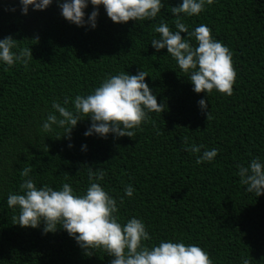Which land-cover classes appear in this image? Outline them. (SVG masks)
<instances>
[{
    "label": "trees",
    "instance_id": "obj_1",
    "mask_svg": "<svg viewBox=\"0 0 264 264\" xmlns=\"http://www.w3.org/2000/svg\"><path fill=\"white\" fill-rule=\"evenodd\" d=\"M180 3L167 0L163 16L154 21L123 24L113 23L100 6L91 29L66 21L56 0L43 11L30 8L27 15L19 0H0V39L12 35L33 56L27 69L0 66V264H110L113 259L102 250L86 255L63 229L45 234L43 224L35 229L15 224L7 197L19 191L25 167H31L38 185L68 182L77 194L89 183V167L103 170L102 185L118 201L124 196L121 217L143 218L156 241L199 244L213 264H241L245 257L250 264H264V194L248 193L235 174L237 164L264 158V0H215L184 21L190 29L208 25L233 52V94L213 91L208 119L198 106L205 93L193 92L166 49L156 52L151 46L161 19L174 28L170 7ZM92 11L89 4L86 19ZM139 69L148 73L146 82L166 108L151 113L134 137H85L88 119L78 122L70 141L40 132L54 97L87 94L108 74ZM185 140L221 151L214 162L197 165L199 154L186 151ZM128 184L136 189L132 198L124 194Z\"/></svg>",
    "mask_w": 264,
    "mask_h": 264
},
{
    "label": "clouds",
    "instance_id": "obj_2",
    "mask_svg": "<svg viewBox=\"0 0 264 264\" xmlns=\"http://www.w3.org/2000/svg\"><path fill=\"white\" fill-rule=\"evenodd\" d=\"M215 0H181L178 6L170 7L174 18V28L161 19L154 27L151 46L160 52L167 50V56L193 86V92L205 93L198 101L201 111L207 113L208 96L213 91L231 96L237 78L233 64V52L222 41L212 35V29L200 24L190 29L184 21L199 16ZM62 17L78 27L95 29L99 8L103 6L113 23L129 21H154L163 16L167 0H56ZM53 4V0H19L22 15L29 9L43 11ZM91 4L93 11L85 18V9ZM15 11V8L12 9ZM186 33V37H182ZM33 60L30 47H21L12 35L0 39V66L10 69L21 65L28 68ZM148 73L139 69L136 74L121 71L108 74L99 85L87 94L54 97L50 107L41 119L39 130L46 136L58 134L71 140V133L78 122L88 119L90 126L85 137L93 135L107 138L109 134L119 139L134 137L141 125L150 119L153 112L162 113L166 105L157 102V96L146 82ZM185 145L188 141L185 140ZM69 148L73 147L71 143ZM203 149V151H202ZM82 151L87 145L81 146ZM186 151L199 154L196 164L212 163L221 149L206 148L192 143ZM235 173L248 193L258 197L264 194V158L252 157L248 162L236 165ZM31 167L20 172L25 179L18 192H10L7 206L16 213L15 224L23 228H38L43 232L65 230L86 255L97 250L113 257L110 264H213L210 255L199 244L184 243L183 240L160 239L156 241L143 218L132 216L122 218L120 207L124 196H112L102 185L105 173L88 168V185L82 194H77L71 183L64 182L59 187L49 184L38 185L30 175ZM68 176L67 174H65ZM136 189L128 184L124 194L132 198ZM241 264H250L242 258Z\"/></svg>",
    "mask_w": 264,
    "mask_h": 264
}]
</instances>
